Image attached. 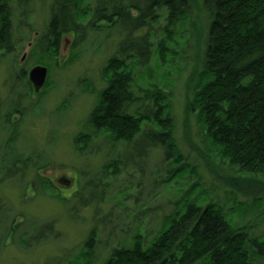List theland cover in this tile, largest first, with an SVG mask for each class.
<instances>
[{"label": "trees", "instance_id": "1", "mask_svg": "<svg viewBox=\"0 0 264 264\" xmlns=\"http://www.w3.org/2000/svg\"><path fill=\"white\" fill-rule=\"evenodd\" d=\"M199 1L207 27L201 70L185 112L195 118L218 163L230 171L228 185L258 200L257 194L264 192V0ZM14 3L25 7L26 0H0V50L7 53L14 49ZM190 10V0H53L45 31L34 44L41 60L57 53L65 34H75L77 43L102 24L118 26L123 33L115 56L105 65L106 87L85 121L87 131L74 140L78 154L101 143L106 146L100 177L139 172L155 151L161 152L162 162H174L176 178L188 171L174 143L168 94L150 83L149 69L151 64L164 67L175 54L171 47L178 48L176 27ZM189 25L194 27L193 21ZM14 162L0 164L13 172ZM258 178L263 183L256 182ZM101 181L85 182L75 196L76 206L92 205L97 215L109 187ZM197 187V182L191 184L175 203L177 211L163 219L151 239L126 232L103 264H253L263 258L264 236L234 223L218 204L203 201L202 192L187 199ZM109 218L97 222L105 227ZM50 232L46 225L37 236ZM98 236L93 227L80 252L66 264H93Z\"/></svg>", "mask_w": 264, "mask_h": 264}, {"label": "rangeland", "instance_id": "2", "mask_svg": "<svg viewBox=\"0 0 264 264\" xmlns=\"http://www.w3.org/2000/svg\"><path fill=\"white\" fill-rule=\"evenodd\" d=\"M52 2L26 0L25 7L14 3V49L11 53L0 50V163L16 161L13 172L0 164V264H66L80 252L93 227L99 236L92 261L103 264L126 232L137 231L151 239L195 182L198 187L187 199L202 192L203 201L218 204L234 223L264 236V192L255 200L228 185L230 171L218 163L195 118L185 112L192 82L201 70L207 27L199 0H190L188 20L182 19L176 27L178 48L171 47L175 54L164 67L151 64L149 69L150 83L168 94L174 143L188 171L176 178L174 162H162L161 152L155 151L139 172L122 173L115 179L101 176V183L109 187L97 215L92 205L76 206L82 185L101 178L108 150L96 141L97 148L78 154L74 140L87 131L85 121L106 87L105 65L115 56L123 33L118 26L102 24L77 43L75 34H65L57 53L41 60L34 44L45 31ZM35 66L47 69L45 83L37 92L27 77ZM109 214L110 222L101 226L99 217L108 219ZM46 225L51 227L50 234L38 237ZM253 264H264V257Z\"/></svg>", "mask_w": 264, "mask_h": 264}, {"label": "water", "instance_id": "3", "mask_svg": "<svg viewBox=\"0 0 264 264\" xmlns=\"http://www.w3.org/2000/svg\"><path fill=\"white\" fill-rule=\"evenodd\" d=\"M46 74L47 69L41 66H35L29 71L27 77L34 92H37L43 87L46 80Z\"/></svg>", "mask_w": 264, "mask_h": 264}]
</instances>
